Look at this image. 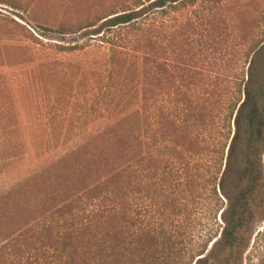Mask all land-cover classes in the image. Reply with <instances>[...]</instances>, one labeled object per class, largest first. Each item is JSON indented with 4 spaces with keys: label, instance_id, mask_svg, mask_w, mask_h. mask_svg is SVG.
I'll return each instance as SVG.
<instances>
[{
    "label": "rangeland",
    "instance_id": "obj_1",
    "mask_svg": "<svg viewBox=\"0 0 264 264\" xmlns=\"http://www.w3.org/2000/svg\"><path fill=\"white\" fill-rule=\"evenodd\" d=\"M136 1L0 0V258L9 225L33 215L32 204L45 213L69 201L74 211L70 219L46 213L38 222L37 245L44 236L51 238L48 243L56 238L61 243L59 249L56 243L44 246L46 258L66 254L61 239H86V186L99 182L126 156L141 137L135 125L144 126V135L150 105L141 99L158 84L154 66L136 49L143 54L150 42L166 44L164 25L124 33L121 50L83 29L135 7ZM174 13L183 16V23L184 16L186 22L192 17L182 44L186 68L195 75V97L205 94V99L206 91L215 89L213 107L227 110L241 97L244 77L264 88V0H198ZM210 73L218 75L212 86L206 81ZM12 189L20 202L27 201L16 215L6 195ZM195 202L182 200L183 212L175 220L195 226L200 218ZM261 229L264 222L259 221L248 237L244 264H261L256 251Z\"/></svg>",
    "mask_w": 264,
    "mask_h": 264
},
{
    "label": "trees",
    "instance_id": "obj_2",
    "mask_svg": "<svg viewBox=\"0 0 264 264\" xmlns=\"http://www.w3.org/2000/svg\"><path fill=\"white\" fill-rule=\"evenodd\" d=\"M197 2L137 0L135 7L83 27L121 50L124 33L152 32L153 26L164 25L166 44L150 42L143 54L136 49L154 66L158 84L151 96L141 99L150 105L147 126L143 135L144 126L135 125L133 131L141 136L136 135L137 144L132 142L103 179L86 186V239H61L66 254L46 258L43 247L56 243L53 247L59 249L61 243L59 238L48 243L51 238L44 236L37 245L38 222L46 213L70 219L74 211L69 201L45 213L32 204L34 213L25 220L16 223L11 217L7 244L2 246L8 253L0 258L4 262L9 254L5 264H244L248 237L259 221L264 222V88L244 77L241 97L227 110L213 107L215 89L206 91L205 99L200 94L202 102L195 97V75L186 68L182 44L183 29L192 17L186 22L184 16L183 23V16L174 12ZM170 14L175 16L165 17ZM258 52L259 48L251 50ZM217 77L210 73L208 86ZM6 195L12 214L27 207L15 189ZM187 199L196 201L197 226L173 217L183 212L181 202ZM257 238L256 251L264 264V229L257 231Z\"/></svg>",
    "mask_w": 264,
    "mask_h": 264
}]
</instances>
